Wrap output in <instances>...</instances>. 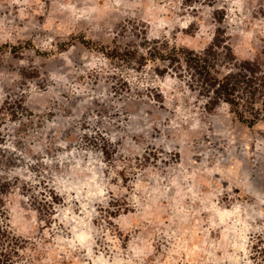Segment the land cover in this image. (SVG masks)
Listing matches in <instances>:
<instances>
[{"label": "rangeland", "instance_id": "obj_1", "mask_svg": "<svg viewBox=\"0 0 264 264\" xmlns=\"http://www.w3.org/2000/svg\"><path fill=\"white\" fill-rule=\"evenodd\" d=\"M215 38L220 75L264 66V0H0V106L23 95L37 115L23 177L59 197H8L16 264H264V117L152 56Z\"/></svg>", "mask_w": 264, "mask_h": 264}, {"label": "trees", "instance_id": "obj_2", "mask_svg": "<svg viewBox=\"0 0 264 264\" xmlns=\"http://www.w3.org/2000/svg\"><path fill=\"white\" fill-rule=\"evenodd\" d=\"M221 41L215 38L209 47L200 52L189 48H174L169 54L157 50L152 56L166 57L172 60V63L180 62L181 56L187 71L207 93L208 102L213 106L222 101L226 102L242 123L252 127L264 117L263 62L259 57L244 60L220 75L218 66L223 62L222 57L226 58L228 55L221 53ZM116 53L124 60L144 58L138 50L131 48ZM227 59L229 60L226 61L231 60ZM35 117L37 115L27 107L23 95L8 96L0 106V126L7 122L11 126L6 133L0 128V264H16L22 248V240L12 232L9 223L6 203L10 194L18 192L27 197L30 204L39 211L52 209L59 199L57 192L52 188H48L51 193L49 198L39 196L36 184L23 177L25 169L34 168L32 162L29 163L33 157L28 155H33L31 142H34V139L39 141V136L33 134ZM108 143L104 141L101 150L104 157L110 160L113 151ZM39 163L37 160L36 165L39 166ZM40 194L46 196L42 191Z\"/></svg>", "mask_w": 264, "mask_h": 264}]
</instances>
